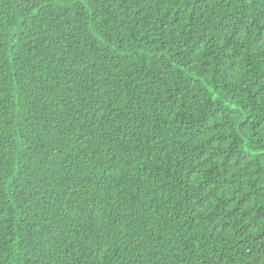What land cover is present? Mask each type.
Returning a JSON list of instances; mask_svg holds the SVG:
<instances>
[{
  "label": "trees",
  "instance_id": "obj_1",
  "mask_svg": "<svg viewBox=\"0 0 264 264\" xmlns=\"http://www.w3.org/2000/svg\"><path fill=\"white\" fill-rule=\"evenodd\" d=\"M0 264H264V0H0Z\"/></svg>",
  "mask_w": 264,
  "mask_h": 264
}]
</instances>
